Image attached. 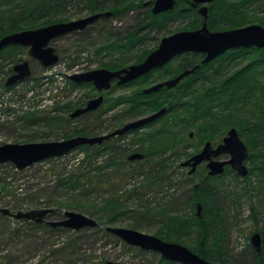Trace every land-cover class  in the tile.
Listing matches in <instances>:
<instances>
[{
  "label": "trees",
  "instance_id": "1",
  "mask_svg": "<svg viewBox=\"0 0 264 264\" xmlns=\"http://www.w3.org/2000/svg\"><path fill=\"white\" fill-rule=\"evenodd\" d=\"M69 1L74 0H0V38L15 32L71 21L64 17V11L66 14ZM77 1L80 2L78 4L86 5L90 15L112 12V16L102 17L94 24L100 20L109 21L131 13L135 14L134 24H128L121 29L102 28L100 30L104 41L100 46H96L94 55L101 57L100 68L112 71L144 61L156 48L155 46L149 49V46L160 42L163 37L159 40V36L168 34L170 26L175 22L185 23L181 28L183 31L200 28L203 20L198 11L184 0H178L173 11L158 15L153 14L150 5H144L146 0ZM256 1L242 0L237 3L231 0H213L210 5L208 27L212 31H223L239 28L244 23L257 22L254 19H248L246 9ZM263 21L264 19L259 22ZM92 25L83 31L73 32V34L86 36L93 30ZM23 50L24 48L21 46H10L2 50L0 52V73L3 72L8 61L14 65L22 61L19 59V55L23 54ZM202 56L203 54H187L174 68L173 72L177 73L200 65L199 69L187 79L192 80L190 90L181 94L178 101L171 102L167 106L166 113L152 123L153 131L146 133L135 130L114 137L102 145H82L76 148L85 154L88 165L81 174L65 177L60 181V184L69 190L79 191L82 189L94 193L99 187L104 190V187H108L112 182L110 171H116L131 179L137 178L138 183L126 192L128 194L126 202H123L121 189H115L116 191L107 198L101 209L103 215L97 219L99 226L96 228L104 225L108 216L109 223H113L131 211H138L137 208L126 205L127 202H130L134 206L138 205L140 209H151L162 218L161 227L156 233L159 238L183 245L186 244L185 239L193 240L194 244L189 248L194 253L213 264H228L230 252L225 242L224 206L227 205V201L232 203L231 207L241 204L243 196H254L250 193L255 192L257 188L258 191L264 193V49L253 47L229 50L208 64L202 63L205 58ZM244 62L248 63L238 69L231 70L232 64H243ZM145 79L147 77L140 78L123 87H130L136 82L145 81ZM6 81L7 79L3 82V87H5ZM72 84L74 87H93L92 84L87 83L72 82ZM117 87L114 85L110 91H115ZM165 92L166 90H163L153 96L135 92L130 97H121V99L112 101L107 110L102 109L106 104L104 103L99 110L79 116L77 118L79 124H72L71 113H68L67 117L40 118L35 116L26 118V122L41 123L51 131L56 128L61 129L64 140L76 136H98L102 133H100L102 123L98 128L86 126L82 123L84 118L94 114L101 119L104 113L112 107L126 106L119 115L113 117L115 121L119 122L111 130L113 131L119 128L126 119L143 115L146 105H149L152 111L165 107L166 103H169L168 99H173L171 95H168L169 93L165 94ZM154 96L156 99H153ZM183 97L190 100L182 102ZM88 99L76 103L68 102L57 110L68 112L73 107L82 108L87 104ZM77 119L74 122H77ZM203 125H206V133L212 135L224 134L227 126L236 127L240 132L239 135L245 140L250 153L247 160L250 165L249 174L242 178L245 183L244 188H239L237 183L228 186H224L223 183H214L215 178L209 176L200 182L192 183L195 176H189L187 173L183 177L178 173L183 169L179 160L187 156L180 149V146H184L182 143L185 142L183 136L188 130L199 129L198 131H200ZM128 135L132 136L130 144L121 145L120 141ZM132 152H141L144 154V158L140 161L129 162L127 157ZM175 172L179 176L176 177ZM252 176H255V180H252ZM235 178H239L237 173H235ZM220 179L221 177H218V180ZM165 187L168 188V191L176 188L178 191L183 190L184 192L178 197L168 193L160 202L151 201L153 196L159 195ZM198 203L202 206L201 217L194 214L187 215L189 212L184 217L174 216L183 208H188L191 212L196 211ZM261 204L264 206V203ZM65 206L70 208L71 205L61 204L60 207ZM87 207L84 208L85 212H89ZM258 212L253 208V216L256 217ZM171 213L174 214L171 215ZM145 215L140 213V219ZM137 225L136 221L132 227H137ZM46 226L50 230L55 229ZM106 227L103 228L104 232L109 234ZM56 230L68 231L64 228ZM255 231L260 232L263 245L261 252H254L251 247V251L254 253L251 264H264V227ZM55 253L65 255L66 260L70 261L74 251L71 252L70 245L67 244L56 250ZM162 261L169 262L164 258Z\"/></svg>",
  "mask_w": 264,
  "mask_h": 264
},
{
  "label": "rangeland",
  "instance_id": "2",
  "mask_svg": "<svg viewBox=\"0 0 264 264\" xmlns=\"http://www.w3.org/2000/svg\"><path fill=\"white\" fill-rule=\"evenodd\" d=\"M231 1L238 3L242 0ZM68 3L66 14L64 11V17L69 18L71 21L90 15L85 4H78L80 2L77 0L69 1ZM246 9L248 11V19H254L257 22L251 24L244 23L239 28L252 24L262 25L264 27V21L259 22L264 19V0H257L246 7ZM134 16L135 14L131 13L118 19H111L109 21L100 20L92 25L93 30L86 36L71 33L58 38L53 42V46L58 51L59 61L49 68H44L39 62L32 60L27 53L28 49L25 48L23 54L19 55V59L23 60L25 58L24 60L32 63L30 79L12 87L5 88L2 84L7 79L14 65L8 61L7 65L3 68V72L0 73V145L64 140L61 129L56 128L51 131V129L45 128L41 123L34 124L35 122H26V118L35 116L40 118L67 117L69 115L68 113L76 110V107L68 110V112L57 109L68 102L76 103L88 98V101L95 98L98 93L94 87H74L72 84L73 81L69 79V76L87 70L101 69V57L94 55L96 46H100L104 41L100 30L102 28H111V30L115 28L121 29L128 24H134ZM184 25L185 23L175 22L170 26V32L168 34H161L159 40L162 37L182 31L181 28ZM158 43L151 44L149 49L155 46L157 48ZM181 60V58H175L168 65L156 70L151 75L152 77L145 79V81L136 82L130 87L118 86L115 91H110L111 89L104 91L102 94L104 96V103L106 104L103 103L102 109L107 110L112 101L121 99V97H130L135 92L143 93V89L155 82L175 77L180 71L176 73L173 70ZM247 63L232 64L231 70L238 69ZM56 88L62 92L63 97H57V94L54 95ZM168 100L169 103H166V107L171 102L178 101L176 99ZM189 100V98L183 97L182 102ZM123 108H126V106L112 107L104 113L101 118L102 120L97 115L92 114L84 118L85 120L82 123L86 126L97 128L102 123L100 133L105 134L118 125L119 122L115 121L113 117L119 115ZM145 108L146 111L143 115L128 118L121 126L129 121L150 116L158 111L150 110L151 107L149 105L144 106ZM71 119L73 121L72 124H79V119L72 117ZM75 119L78 121L74 122ZM232 128L237 129L233 126H227L224 134L212 135L211 133H206V125H203L200 131H198L199 129H192L194 134L193 139H190L189 134L191 130H188L186 135L183 136L185 142L182 144L184 146H180V149L187 156L179 160L180 166L182 162L203 149L205 143L211 142L213 146L221 144ZM153 129L154 126L150 125L147 131H153ZM145 131L146 129H143L141 132ZM240 138L245 143V140L241 136ZM131 141L132 136L128 135L120 141V144L128 145ZM228 159L229 157L225 155L218 158V160ZM87 165L88 162L85 159V154L78 149L63 156L49 158L33 164L23 170H18L11 162L0 164V209H8L12 213H17L19 211L27 212L50 208L54 209L55 213L47 218L48 221H60L65 218V213L67 212L81 213L97 221L103 215L101 209L104 207L105 201L116 191L115 189L122 190L120 193H123V202H126L128 199V194H126L127 190L133 188L138 181L137 178L131 179L124 177V175L116 171H110L112 182L109 183L108 187H104V190L99 187L94 193H89L82 189L79 191L69 190L60 184V181L65 177L81 174ZM246 165L250 170V165L247 161ZM201 168L198 173L192 175L195 176L192 183L200 182L208 176L209 169L207 166L206 170L204 167ZM178 173L185 177L187 169L183 168ZM178 173L175 172L176 177L179 176ZM235 173L237 172L230 166H227L223 175L210 177L215 178L214 183H223L224 186L237 183L239 188H244L245 183L242 180L244 177L239 176V178H235ZM218 177H221V179L218 180ZM252 180H255V176H252ZM256 191L250 193L254 195L252 197L244 195L241 204L237 206L231 207L230 205L232 203L229 201L224 206L223 217L226 225L225 242L230 252L228 264H251L253 261L254 253L251 251V247L254 252L256 251L252 246L251 238L255 233L259 232L255 231L256 229L264 227V206L261 204L264 203V193L258 191V188ZM183 192V190L178 191L176 188L168 191V188L165 187L159 195H154L151 201L157 200L160 202L168 193L178 197ZM61 204H69L71 206L70 208L67 206L61 208ZM126 205L131 208L135 207L138 211H131L123 217L116 219L113 223H109L110 218L108 216L106 217L107 221L99 228H85L80 231L65 229L68 231L63 232L56 230L57 228L50 230L46 224H36L28 220H16L0 213V264H107L109 261L121 264H179L164 262L162 261L163 257L161 254L131 246L110 232L109 234L104 232V226H111L131 228L142 233L157 236L156 233L161 227L160 222L162 218L157 216V213L151 209H140L138 205L134 206L130 202H127ZM86 206H88L87 209L89 212H85L86 209L84 208ZM253 208L259 211L256 217L253 216ZM196 211L191 212L190 209L183 208L178 213L174 212L177 215L174 213H171V215L174 214V216L184 217L188 212L187 215H195V213L197 214ZM140 213L146 214L145 217L140 219ZM136 221L138 222L137 227H132ZM185 243L184 245L189 247L194 244V241L185 239ZM67 244L70 245V251H74L70 261L66 260L65 255L55 253L56 250L63 248Z\"/></svg>",
  "mask_w": 264,
  "mask_h": 264
},
{
  "label": "water",
  "instance_id": "3",
  "mask_svg": "<svg viewBox=\"0 0 264 264\" xmlns=\"http://www.w3.org/2000/svg\"><path fill=\"white\" fill-rule=\"evenodd\" d=\"M189 1L194 8L202 5L198 10L203 17L200 28L196 30H183L165 36L160 41L159 46L140 63L132 64L116 71L101 68L75 73L69 76L70 80L77 84H92L99 93H102L112 88L114 80H117L118 86L133 82L140 77L148 75L155 69L164 67L177 56L185 53L203 54L205 58L202 63L208 64L229 50L253 47L264 49V27L262 25L252 24L237 29L212 31L208 27V5L213 0ZM149 4H152L153 14L158 15L173 11L176 7V0H154L144 5ZM110 16H112V12L97 13L69 22H59L38 29L15 32L0 39V51L9 46L28 48V55L32 59L37 60L44 68H49L59 61V54L53 46L55 40L76 31H83L102 17ZM199 67L200 65H197L193 69H187L174 79L152 86L146 89L145 92L152 93L159 91L164 86L169 88L175 87L182 79L193 74ZM14 71L15 74L6 82L7 87H12L23 82L31 76L30 62L26 60L17 64L14 67ZM103 103L104 96L99 95L89 100L85 107L72 112L71 117L78 118L89 112L97 111ZM166 111L167 108L163 107L150 116L129 121L108 134L76 136L62 141L0 145V164L11 162L18 170H23L49 158L66 155L82 145H102L114 137L141 129L161 117ZM191 137H193V133H191ZM222 155L229 156V159L218 160ZM143 157L144 155L141 153H133L128 157V160L133 162L141 160ZM248 158V147L240 138L237 129L232 128L220 145L214 148L211 142H207L200 153L182 162L181 167H191L189 175H192L201 163L206 162L209 175L212 177L223 175L227 166H230L239 176L246 177L249 174V168L246 165ZM200 211L201 205L198 208L199 214ZM0 213L16 220H28L38 224H46L52 228H64L74 231H80L85 228H96L99 225L95 219L76 212L65 213V218L60 221H48L47 218L55 213V210L50 208L27 212L19 211L17 213H12L8 209H0ZM106 230L131 246L161 254L169 262L179 264H213L194 253L189 247L176 242L165 241L155 235L124 227L109 226ZM251 243L256 252L262 251L263 244L260 233H255L252 236ZM107 264L121 263L109 261Z\"/></svg>",
  "mask_w": 264,
  "mask_h": 264
},
{
  "label": "flooded vegetation",
  "instance_id": "4",
  "mask_svg": "<svg viewBox=\"0 0 264 264\" xmlns=\"http://www.w3.org/2000/svg\"><path fill=\"white\" fill-rule=\"evenodd\" d=\"M151 1V0H150ZM150 1H147V2H150ZM153 1V0H152ZM177 1L178 0H176V4H177ZM185 2H188V4L190 5V6H192L191 5V3H190V1L189 0H184ZM146 2V3H147ZM150 5V8L152 7V4H149ZM202 5H199L197 8H194L193 6V8L194 9H196L197 11L199 10V8L201 7ZM209 6V11H210V4L208 5ZM198 13H199V11H198ZM199 15H200V13H199ZM209 15V14H208ZM201 17H202V15H200ZM209 18V17H208ZM202 19H203V17H202ZM203 21V20H202ZM160 43V42H159ZM158 46H159V44H158ZM10 47V46H9ZM22 47V46H21ZM8 48V47H7ZM24 49H25V47H23ZM6 49V48H5ZM28 49V48H27ZM56 51H57V49H56ZM1 52V51H0ZM28 53V52H27ZM57 53H58V51H57ZM187 54H195V53H185V54H182V55H180V56H177L176 58H181V59H183V57L184 56H186ZM199 55H201V54H199ZM30 57V56H29ZM203 58L205 57V55H203L202 56ZM25 58H23V60L22 61H20L19 63H17V64H20V63H22V62H24V61H26V60H24ZM32 60H35V59H32ZM35 61H37V60H35ZM173 61V60H172ZM38 62V61H37ZM181 61H179V63H180ZM17 64H15L14 66H13V69H12V71H10V73H9V75H8V77H7V80L11 77V76H13L14 74H15V71H14V67L17 65ZM31 62H30V67H31ZM169 64V63H168ZM196 67V66H195ZM194 67V68H195ZM191 69H193V68H191ZM185 70H187V69H184V70H182V71H180L175 77H177L178 75H180L182 72H184ZM156 71V70H155ZM155 71H152V72H150L148 75H145V76H143V77H140L141 79L142 78H145V77H147V79H149V78H151L152 76V74L155 72ZM175 77H173V78H168V79H166V80H163V81H158V82H155V83H153L152 85H150L149 87H147V88H145V89H143L142 91H143V93L146 95V96H153L154 94H157V93H160V92H163V90H166V92H165V94H168V95H171L172 96V98L173 99H176V100H178V97L181 95V94H183V93H185V92H187V90H190V82H192V80L191 79H189V80H187L190 76H188V77H185L184 79H182L175 87H172V88H169V87H167V86H164V87H162L159 91H155V92H152V93H146L145 92V90L146 89H148V88H150V87H152V86H155V85H157V84H159V83H162V82H165V81H168V80H171V79H174ZM139 78V79H140ZM139 79H137V80H139ZM136 81V80H135ZM7 82V81H6ZM134 82V81H133ZM133 82H130V83H133ZM185 82H188V83H185ZM130 83H127V84H130ZM127 84H124V85H127ZM114 85H117V80H114L113 81V86ZM124 85H122V86H124ZM93 86V85H92ZM112 86V87H113ZM118 86V85H117ZM5 87H7L6 86V83H5ZM94 87V86H93ZM95 88V87H94ZM112 89V88H111ZM97 91V90H96ZM104 92V91H103ZM102 92V93H103ZM97 96L96 97H98L99 95H103L102 93H99L98 91H97ZM174 96H176V97H174ZM156 96H154L153 97V99H156L155 98ZM88 103V102H87ZM87 105V104H86ZM85 105V106H86ZM84 106V107H85ZM83 108V107H82ZM165 108H167V110H168V107H166L165 106ZM79 109V108H78ZM77 110V109H76ZM99 110V109H98ZM159 111V110H158ZM157 111V112H158ZM165 114V113H164ZM159 119V118H158ZM158 119H156V120H158ZM156 120H154V121H152L151 123H149L148 125H145L144 127H142L141 129H138V130H141V131H143V129H146V133L148 132L147 130H148V126H150V125H152V123L153 122H155ZM114 131V130H113ZM111 132V131H110ZM110 132H107V133H105V134H108V133H110ZM191 133H193V131L191 130V132H190V134H189V136H190V139H193V137H194V134H193V137H191ZM125 135V134H124ZM205 145H206V143H205ZM204 145V146H205ZM220 145V144H219ZM218 146V145H217ZM217 146H213L214 148L215 147H217ZM204 148V147H203ZM203 149H201L199 152H197V153H195L194 155H196V154H198V153H200L201 151H202ZM133 153H141V152H132V153H130L129 154V156L131 155V154H133ZM141 154H143V153H141ZM144 155V154H143ZM194 155H192V156H194ZM128 156V157H129ZM191 156V157H192ZM222 156H224V155H222ZM222 156H220V157H222ZM225 156H227V155H225ZM128 157H127V160H128ZM190 157V158H191ZM229 157V156H228ZM144 158V157H143ZM129 161V160H128ZM138 161V160H137ZM129 162H131V161H129ZM133 162H135V161H133ZM207 163L206 162H204V163H201L198 167H197V169H196V171L192 174V175H194L195 173H198V171L199 170H201L202 168L201 167H204L205 168V170H206V165ZM187 169V173H188V175H189V171L191 170V167H187L186 168ZM192 175H189V176H192ZM208 176L210 177V175L208 174ZM199 205H201L200 203H198L197 204V212H198V208H199ZM201 210H202V206H201Z\"/></svg>",
  "mask_w": 264,
  "mask_h": 264
},
{
  "label": "built area",
  "instance_id": "5",
  "mask_svg": "<svg viewBox=\"0 0 264 264\" xmlns=\"http://www.w3.org/2000/svg\"><path fill=\"white\" fill-rule=\"evenodd\" d=\"M55 90L56 91H55L54 95L57 94V97H63L62 92H60V90L58 88H56Z\"/></svg>",
  "mask_w": 264,
  "mask_h": 264
},
{
  "label": "bare ground",
  "instance_id": "6",
  "mask_svg": "<svg viewBox=\"0 0 264 264\" xmlns=\"http://www.w3.org/2000/svg\"><path fill=\"white\" fill-rule=\"evenodd\" d=\"M159 69H160V68L155 69V70H159ZM155 70H154V71H155ZM163 115H164V114H163ZM163 115H162V116H163ZM162 116H161V117H162ZM159 118H160V117H159ZM111 132H113V131H111ZM110 140H111V139H110ZM108 141H109V140H108ZM196 212H197V211H196ZM195 215H196L197 217H201V215H202V210L200 211V214L197 212V214L195 213ZM168 242H169V241H168ZM254 250H255V249H254Z\"/></svg>",
  "mask_w": 264,
  "mask_h": 264
}]
</instances>
